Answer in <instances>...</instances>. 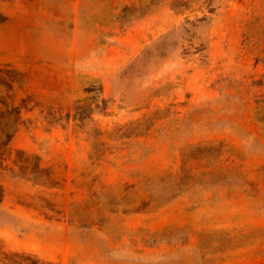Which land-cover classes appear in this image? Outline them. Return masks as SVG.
I'll list each match as a JSON object with an SVG mask.
<instances>
[{"label":"rangeland","instance_id":"obj_1","mask_svg":"<svg viewBox=\"0 0 264 264\" xmlns=\"http://www.w3.org/2000/svg\"><path fill=\"white\" fill-rule=\"evenodd\" d=\"M214 7L0 0L4 251L264 264V0Z\"/></svg>","mask_w":264,"mask_h":264},{"label":"trees","instance_id":"obj_2","mask_svg":"<svg viewBox=\"0 0 264 264\" xmlns=\"http://www.w3.org/2000/svg\"><path fill=\"white\" fill-rule=\"evenodd\" d=\"M203 4L206 6L208 11L214 12V0H203ZM174 5H177L174 3ZM4 112H0V200L3 199L5 195V187L2 181V176L6 171L14 174L13 167H9V165L5 164L7 159H10L13 155L11 140L17 130V125L19 123L18 119L13 122L10 126H5V122L3 123L1 118L4 117ZM16 153L19 155L25 154V152L21 149H17ZM32 156L28 155L26 159L31 158ZM37 159L38 156H36ZM18 156L13 158V162L16 164L18 161ZM23 171H29L32 175H37V173L46 171L45 168L40 166V163H37L35 166H30V164L25 163L22 166ZM30 167V168H29ZM0 264H53L52 262H45L37 258L36 256L24 253V252H16V251H9L6 252L2 249L0 245Z\"/></svg>","mask_w":264,"mask_h":264}]
</instances>
